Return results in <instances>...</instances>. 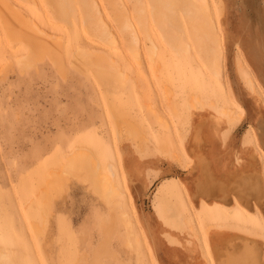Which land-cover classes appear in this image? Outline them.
I'll return each instance as SVG.
<instances>
[{"label": "rangeland", "instance_id": "obj_1", "mask_svg": "<svg viewBox=\"0 0 264 264\" xmlns=\"http://www.w3.org/2000/svg\"><path fill=\"white\" fill-rule=\"evenodd\" d=\"M5 1L49 44L0 3V264H264V200L201 188L264 189V0Z\"/></svg>", "mask_w": 264, "mask_h": 264}, {"label": "bare ground", "instance_id": "obj_2", "mask_svg": "<svg viewBox=\"0 0 264 264\" xmlns=\"http://www.w3.org/2000/svg\"><path fill=\"white\" fill-rule=\"evenodd\" d=\"M1 2L6 3V8H7V11H8V15L10 16L8 19L9 20L11 19L13 21V25L16 26V29L14 31V34L16 35L15 37H18V38L23 37L26 40H29L31 43H34L35 42L33 45H35L37 43L36 46L39 45L38 48L40 47V45L42 47L43 45L46 46V45L49 44V43L47 44V42L43 38L44 37V35H43L44 31L40 27L36 26L33 21H31L30 23L28 22L27 23L28 25L26 26L25 29L22 26L19 29L18 24H16V22H20L21 20H29L28 17L26 15L22 14L19 11L20 9L15 8L16 6L14 4H12V7H11L9 5L11 3H7L5 0H0V3ZM13 5L15 7H13ZM6 8H4V9L6 10ZM15 11H18V12H15ZM16 19H18V21H16ZM11 20L8 22L9 25L11 24ZM32 24L34 25V27L32 26ZM31 26L34 28V31L33 30L32 31L35 34H32V32L30 30ZM7 28H9V27H7ZM21 28H23V29H21ZM42 39H44V40H42ZM44 43H46V45ZM179 43H180V41L177 38H175V44L178 45ZM136 56H137V53H136ZM83 162L84 163H83V165L81 167L83 169L85 168L86 170H88L87 177L89 178V180L91 181V183L95 184V186L100 190V192L102 194H108V195H110V194L117 193L118 190H117V187L115 186V184H114V182L112 180V177L108 176L103 171L101 164L99 163V161L94 156H90L89 159H87V160H85ZM69 167H72V168L73 167H76L75 161H74V163H72L70 161ZM235 186L238 187L237 185H235ZM235 251H238L237 250V247H236ZM232 254L233 253H231V255ZM252 255L245 254L244 256H239L238 253L235 252V256L232 257V258H230V259H228L227 260L228 261L227 264H239V261H241V259L243 260V263L242 264H256L255 263L256 261H254L255 258L253 259L252 258ZM224 259H226V258H224Z\"/></svg>", "mask_w": 264, "mask_h": 264}, {"label": "crops", "instance_id": "obj_3", "mask_svg": "<svg viewBox=\"0 0 264 264\" xmlns=\"http://www.w3.org/2000/svg\"><path fill=\"white\" fill-rule=\"evenodd\" d=\"M200 132L194 133V139L195 142H199V138L197 137ZM197 135V136H195ZM243 178V177H242ZM240 183L235 182L234 184H225L219 180H216V178H211L209 175L202 176V186L204 192L206 195H216V196H222L223 198H228V196L233 197H245L255 200L256 202H261L264 200V189L263 185H259L258 181L256 179H242ZM237 185L238 187H236ZM235 186V187H234ZM236 249V248H235ZM237 250L235 251L238 253L239 256H244L245 254L252 255V252L250 250V247L245 245H239L237 246ZM252 258L254 259V256L252 255ZM243 260L239 261V264H242Z\"/></svg>", "mask_w": 264, "mask_h": 264}]
</instances>
